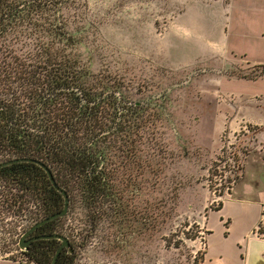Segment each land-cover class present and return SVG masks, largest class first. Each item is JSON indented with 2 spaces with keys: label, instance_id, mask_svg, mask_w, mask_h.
I'll return each mask as SVG.
<instances>
[{
  "label": "rangeland",
  "instance_id": "1",
  "mask_svg": "<svg viewBox=\"0 0 264 264\" xmlns=\"http://www.w3.org/2000/svg\"><path fill=\"white\" fill-rule=\"evenodd\" d=\"M221 2L73 0L64 9L91 71L158 114L134 162L147 156L153 173L133 168L120 213H107L90 235L80 205L65 220L63 231L88 240L75 264H198L203 222L209 251L225 250L245 222L236 200H264V151L250 124L263 127L256 137L264 144V80L237 78L264 72L253 66L264 64V37L251 28L255 13L241 12L238 27L233 18L227 30L219 26ZM10 251V260L34 264L17 243Z\"/></svg>",
  "mask_w": 264,
  "mask_h": 264
},
{
  "label": "trees",
  "instance_id": "2",
  "mask_svg": "<svg viewBox=\"0 0 264 264\" xmlns=\"http://www.w3.org/2000/svg\"><path fill=\"white\" fill-rule=\"evenodd\" d=\"M70 2L0 0V163L41 161L67 193L69 213L80 205L94 229L110 210H121L126 189L135 187L134 167L138 176L153 173L147 156L142 164L134 162L150 130L147 120L156 122L158 114L127 99L121 85L85 64L63 15ZM261 77L264 72L237 78ZM63 206L62 195L37 164L0 168V257L13 259L10 246L18 232ZM65 220L56 218L35 232L70 238L62 229ZM59 246L57 239H40L21 254L34 264H51ZM75 259L62 251L56 264H75Z\"/></svg>",
  "mask_w": 264,
  "mask_h": 264
},
{
  "label": "crops",
  "instance_id": "3",
  "mask_svg": "<svg viewBox=\"0 0 264 264\" xmlns=\"http://www.w3.org/2000/svg\"><path fill=\"white\" fill-rule=\"evenodd\" d=\"M220 11L221 13L219 15H213V17L218 18V21L220 22L219 26H223L225 30H227V27L230 25L229 21L227 20L232 18L233 25H236L237 27L239 26V17L241 12L255 13L256 15L252 16L256 18V21H254V24L251 28L255 29L257 34L263 35L264 37V0H222ZM221 17L224 18V20H222ZM253 66H264V64L258 63ZM259 80H264V77L257 78L252 81ZM262 98V96H260L259 99L256 98L257 102L262 100ZM250 124L257 128L254 145L257 147V149L264 151V144L258 143V139L256 137L257 132L262 130L263 127L258 126L255 123ZM230 192L233 194L234 189ZM228 195V200L226 199L227 201L233 199L231 198V194ZM236 201V204H239L240 211L245 216V222L240 229V234L238 237L232 238L227 249L222 251H209V246L207 244V241H209L207 238L209 232L206 223L203 222V227L206 232L204 241L205 247L201 254L202 258L199 260L198 264H212L213 262L214 264H248V257L251 249H254V251H256V253H258L260 257L264 259V237L258 235L256 232L258 225L262 221V216L264 213V200L248 202L247 200L238 199ZM209 213L210 212L207 213L205 218H209ZM0 264L19 263L13 260L0 259Z\"/></svg>",
  "mask_w": 264,
  "mask_h": 264
},
{
  "label": "water",
  "instance_id": "4",
  "mask_svg": "<svg viewBox=\"0 0 264 264\" xmlns=\"http://www.w3.org/2000/svg\"><path fill=\"white\" fill-rule=\"evenodd\" d=\"M18 162H33V163L37 164L38 166H40L46 172L48 179L50 180L52 186L62 195V197L64 199V206L60 212L54 213L51 216H49L45 219H42L41 221L35 223L32 227H30L27 231H25L24 234L21 235L19 242H18V247H19L20 251H25L26 247H25V244L23 241L31 232H33L36 228L44 225L45 223H47L51 220H54L56 218H62L66 215V213L68 211V206H69V197H68L67 193L57 185L51 170L45 164H43L41 161H37L34 159H30V158L11 159V160L4 161V162L0 163V168L14 164V163H18ZM34 239H39V240L40 239H57L61 242L60 246L58 247V249H57V251L53 257L51 264H56V260L58 258V255L64 247L65 248L70 247L68 239L61 234L42 235V236H38ZM248 264H264V259L261 258L260 255L258 253H256V251H254V249H251L250 253H249V257H248Z\"/></svg>",
  "mask_w": 264,
  "mask_h": 264
},
{
  "label": "flooded vegetation",
  "instance_id": "5",
  "mask_svg": "<svg viewBox=\"0 0 264 264\" xmlns=\"http://www.w3.org/2000/svg\"><path fill=\"white\" fill-rule=\"evenodd\" d=\"M143 103V102H142ZM144 104V103H143ZM145 105V104H144ZM146 106V105H145ZM124 205L125 204H123V206H122V208H121V210L123 209V207H124ZM69 206H68V211H67V213H66V215L64 216V217H66V219L71 215V213H69ZM118 213H120V212H118V211H113V210H110L109 211V214H114V215H117ZM64 217H62V218H64ZM99 224V223H98ZM98 224L96 225V227L94 228V229H90L89 228V231H88V233L87 234H93L95 231H96V229H97V226H98ZM33 226V225H32ZM31 226V227H32ZM30 228V227H29ZM29 228H27L25 231H27ZM37 229V228H36ZM36 229L33 231V232H31L26 238H25V240L23 241L24 242V244H25V247H26V250L25 251H28L29 249H30V247L33 245V243L34 242H36V241H38L39 239H34V238H36V237H38V236H41V235H37V233L35 232L36 231ZM62 229L64 230V224L62 225ZM25 231L22 233V234H24L25 233ZM68 234V233H67ZM62 235V234H61ZM88 235V236H89ZM64 236V235H63ZM69 236H70V238H68L66 235H65V237L68 239V242H69V245H70V247L69 248H63L62 250H61V252L62 251H68V253H70V254H75L76 255V251H77V249H78V246L79 247H84L85 246V244L87 243V237H86V239H84V241L82 240V241H77V239H76V237H77V234H76V232H70L69 233ZM72 239H74V240H72ZM19 242V241H18ZM18 242H17V245H18ZM61 243V242H60ZM60 252V253H61Z\"/></svg>",
  "mask_w": 264,
  "mask_h": 264
},
{
  "label": "built area",
  "instance_id": "6",
  "mask_svg": "<svg viewBox=\"0 0 264 264\" xmlns=\"http://www.w3.org/2000/svg\"><path fill=\"white\" fill-rule=\"evenodd\" d=\"M264 215V213H263ZM264 221V216H262V221L260 222V224L258 225L256 232L258 233V230H261V233H258V235L264 237V227L262 225V222Z\"/></svg>",
  "mask_w": 264,
  "mask_h": 264
}]
</instances>
